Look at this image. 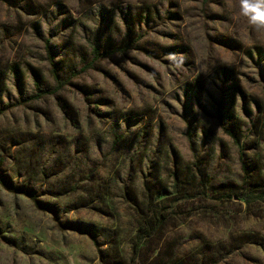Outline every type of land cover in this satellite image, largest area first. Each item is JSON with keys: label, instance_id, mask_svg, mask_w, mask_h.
Returning <instances> with one entry per match:
<instances>
[{"label": "rangeland", "instance_id": "rangeland-1", "mask_svg": "<svg viewBox=\"0 0 264 264\" xmlns=\"http://www.w3.org/2000/svg\"><path fill=\"white\" fill-rule=\"evenodd\" d=\"M38 38L70 75L35 100ZM13 64L0 264H264V33L239 0H0Z\"/></svg>", "mask_w": 264, "mask_h": 264}, {"label": "trees", "instance_id": "trees-1", "mask_svg": "<svg viewBox=\"0 0 264 264\" xmlns=\"http://www.w3.org/2000/svg\"><path fill=\"white\" fill-rule=\"evenodd\" d=\"M3 29H5V28H3ZM38 40L40 42H43V47L41 48V50H42L41 57H42V60L47 65L46 66L47 67L46 73L48 76H47V78H45L40 71L33 69V67L31 65L27 64V67L29 69H31V76L34 79L33 90H34L35 94L33 96H30V98L35 99V100L40 99V98L44 97L45 95H48L49 93H55L58 89H61L63 87V85L65 84L66 77H68L70 75L69 74L70 69L64 70L63 68H61L62 67L61 65L59 66V61L54 60V57L52 56V53H51L49 41L48 40L43 41L42 38H38ZM19 71H20L19 66L17 64H13L9 67L8 66L5 67V69H3V70H0V73H3V72L16 73ZM71 75H76V73L75 74L72 73ZM50 81H52L56 85V88H55V90H53V92L43 90V87L45 85L47 87H49ZM10 96H11L10 92H8L4 95V97L7 101L11 100ZM2 103H3V101H2ZM5 111H7V110H4L0 106V115H3L5 113ZM236 142H238V141L236 140ZM242 169H243V175L248 179L249 174L247 171V166H245V164H244ZM173 175H175V173ZM251 176L252 175H250V177ZM261 179L264 180V178H261ZM262 180L255 182V183H250V186L254 185L255 191L260 192V191H262V189H264V181H262ZM233 185L234 184H227V185H225V187L232 189L234 187ZM234 193L237 195V197H239V199L244 198L245 200H246V197L248 195V194H237L236 191ZM261 193L263 196L264 192H261ZM129 200H131L132 204L136 207V209H137L136 211H139L140 209H139V205L137 203V200L136 199H129ZM32 201L36 204L38 203L36 198H32ZM162 219L163 218H162L161 214L157 213L155 215V220L157 221V225H160L162 223ZM139 239H141V237Z\"/></svg>", "mask_w": 264, "mask_h": 264}, {"label": "clouds", "instance_id": "clouds-1", "mask_svg": "<svg viewBox=\"0 0 264 264\" xmlns=\"http://www.w3.org/2000/svg\"><path fill=\"white\" fill-rule=\"evenodd\" d=\"M240 15L258 33H264V0H239Z\"/></svg>", "mask_w": 264, "mask_h": 264}]
</instances>
